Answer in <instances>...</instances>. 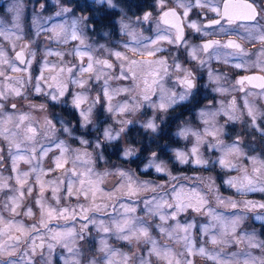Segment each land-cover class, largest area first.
Returning a JSON list of instances; mask_svg holds the SVG:
<instances>
[{"label": "clouds", "instance_id": "obj_1", "mask_svg": "<svg viewBox=\"0 0 264 264\" xmlns=\"http://www.w3.org/2000/svg\"><path fill=\"white\" fill-rule=\"evenodd\" d=\"M0 264H264V0H0Z\"/></svg>", "mask_w": 264, "mask_h": 264}]
</instances>
